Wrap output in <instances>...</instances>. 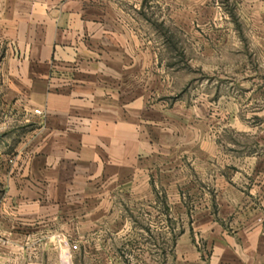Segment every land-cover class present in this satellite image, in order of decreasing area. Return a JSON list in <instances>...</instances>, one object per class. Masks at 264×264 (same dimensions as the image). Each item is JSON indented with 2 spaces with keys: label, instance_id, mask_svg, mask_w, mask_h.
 <instances>
[{
  "label": "crops",
  "instance_id": "obj_1",
  "mask_svg": "<svg viewBox=\"0 0 264 264\" xmlns=\"http://www.w3.org/2000/svg\"><path fill=\"white\" fill-rule=\"evenodd\" d=\"M125 13V0H0V264H77L74 243L114 251L174 204L167 185L158 197L150 112L119 79L143 57ZM262 158L215 171L194 235L166 233L165 264H264ZM156 234L136 246L147 264L163 263Z\"/></svg>",
  "mask_w": 264,
  "mask_h": 264
},
{
  "label": "rangeland",
  "instance_id": "obj_2",
  "mask_svg": "<svg viewBox=\"0 0 264 264\" xmlns=\"http://www.w3.org/2000/svg\"><path fill=\"white\" fill-rule=\"evenodd\" d=\"M125 12L126 35L143 57L134 62L139 73L119 79L150 112L158 197L167 185L174 204L159 201L156 220L132 225L143 236L117 238L114 251L77 242V264H147L136 246L148 244L150 228L158 247L151 255L165 264L166 233L168 245L170 232L174 244L189 227L194 235L191 214L203 192L213 194L215 171L228 177L231 166L264 158V0H125Z\"/></svg>",
  "mask_w": 264,
  "mask_h": 264
},
{
  "label": "built area",
  "instance_id": "obj_3",
  "mask_svg": "<svg viewBox=\"0 0 264 264\" xmlns=\"http://www.w3.org/2000/svg\"><path fill=\"white\" fill-rule=\"evenodd\" d=\"M35 112H36L37 114H42V111H41L40 109H36ZM77 248H78V244L74 243V244L72 245V249H77Z\"/></svg>",
  "mask_w": 264,
  "mask_h": 264
}]
</instances>
